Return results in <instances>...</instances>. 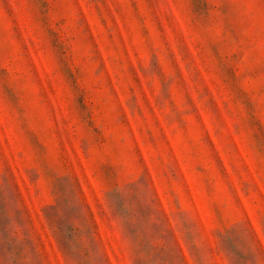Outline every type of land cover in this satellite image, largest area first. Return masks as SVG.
<instances>
[{"label":"rangeland","instance_id":"obj_1","mask_svg":"<svg viewBox=\"0 0 264 264\" xmlns=\"http://www.w3.org/2000/svg\"><path fill=\"white\" fill-rule=\"evenodd\" d=\"M0 264H264V0H0Z\"/></svg>","mask_w":264,"mask_h":264}]
</instances>
